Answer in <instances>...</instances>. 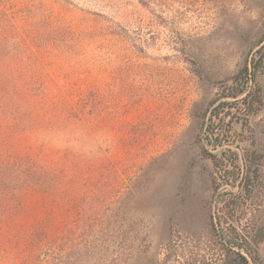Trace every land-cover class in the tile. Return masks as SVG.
I'll return each instance as SVG.
<instances>
[{
	"label": "rangeland",
	"instance_id": "1",
	"mask_svg": "<svg viewBox=\"0 0 264 264\" xmlns=\"http://www.w3.org/2000/svg\"><path fill=\"white\" fill-rule=\"evenodd\" d=\"M26 3L60 22L48 38L57 84L93 93L100 113L76 144L93 169L75 182L67 176L57 191L21 196L17 229L54 218L62 236L52 264H178L207 255L216 247L213 182L226 170L214 156L226 145L208 143L205 129L233 76L264 45V0ZM253 83L260 111H233L225 123L232 149L256 155L252 199L234 218L264 225V50ZM3 119L0 111V155L7 135L9 150L15 143ZM258 251L264 264V243Z\"/></svg>",
	"mask_w": 264,
	"mask_h": 264
},
{
	"label": "trees",
	"instance_id": "2",
	"mask_svg": "<svg viewBox=\"0 0 264 264\" xmlns=\"http://www.w3.org/2000/svg\"><path fill=\"white\" fill-rule=\"evenodd\" d=\"M37 20L45 25L40 27ZM58 28L60 22L55 23L43 8L31 7L26 0H0V111L15 142L9 150L7 135L0 155V264H52L58 259L62 234L54 218L29 224L24 232L17 229L13 218H22L26 205L20 197L33 190L57 191L67 176L75 182L83 168L93 169L83 166L76 144L82 132L92 128L86 124L100 109L94 106L93 93L65 89L48 70L52 63L48 38ZM263 50L264 45L233 76L208 116L205 139L214 147L226 145L214 156L226 168L223 181L214 179L212 189L210 223L216 247L207 255L191 253L176 260L178 264H262L258 248L264 243V225L254 218L244 223L234 218L252 199L256 155L232 149L236 137L225 117L233 111L244 115L260 111L262 98L253 82Z\"/></svg>",
	"mask_w": 264,
	"mask_h": 264
},
{
	"label": "clouds",
	"instance_id": "3",
	"mask_svg": "<svg viewBox=\"0 0 264 264\" xmlns=\"http://www.w3.org/2000/svg\"><path fill=\"white\" fill-rule=\"evenodd\" d=\"M243 6L241 5V8H242ZM240 9H237V11H239ZM253 19L255 18L254 16L252 17Z\"/></svg>",
	"mask_w": 264,
	"mask_h": 264
}]
</instances>
